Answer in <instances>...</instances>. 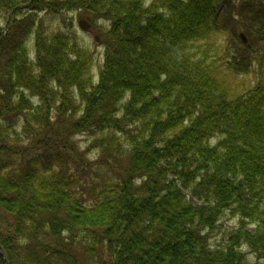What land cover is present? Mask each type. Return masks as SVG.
<instances>
[{"label": "trees", "instance_id": "16d2710c", "mask_svg": "<svg viewBox=\"0 0 264 264\" xmlns=\"http://www.w3.org/2000/svg\"><path fill=\"white\" fill-rule=\"evenodd\" d=\"M224 72L255 80L234 92ZM0 247L10 264H264V0H0Z\"/></svg>", "mask_w": 264, "mask_h": 264}, {"label": "rangeland", "instance_id": "374dc122", "mask_svg": "<svg viewBox=\"0 0 264 264\" xmlns=\"http://www.w3.org/2000/svg\"><path fill=\"white\" fill-rule=\"evenodd\" d=\"M148 1H151V0H148ZM225 11V8L223 5L221 4H218L216 6V13L219 15L221 13H223ZM52 15L50 16H45L46 18V22L47 24H49V28L50 29H54V27L57 26V22L55 21L57 18L56 17H53L51 18ZM72 17H77L76 20L73 21L74 23V26H75V29L77 30V33L82 41V43L90 48L92 51L95 52V56H96V65L93 69V72L94 73H97L98 71V66L102 63V48L99 47L96 42V37H97V34L95 32V30L93 28L90 27L89 23L87 21L84 20V17L85 15H81V16H77V15H70ZM67 24H69V20L67 19ZM31 46V45H30ZM196 54L198 56H202V55H207V53L205 52L206 51V47H200L199 50H195ZM217 53L214 49H211L209 52H208V56L209 57H214L216 56ZM224 80H225V83L231 88L232 91L234 92H238L242 89H244V87H248L249 86V83L251 80H255V78L252 76L251 78L250 77H247V76H236L234 74H231L230 72H224ZM74 140L76 141L78 147L83 150L86 148V146L90 145L93 141V136L91 134H81V135H77L74 137ZM90 158H93V154H91L89 156ZM234 223H229V225H233ZM215 240H219V235L218 237L215 239ZM248 259L251 260V261H254V256L248 252L247 250H244Z\"/></svg>", "mask_w": 264, "mask_h": 264}, {"label": "water", "instance_id": "95a60500", "mask_svg": "<svg viewBox=\"0 0 264 264\" xmlns=\"http://www.w3.org/2000/svg\"><path fill=\"white\" fill-rule=\"evenodd\" d=\"M241 37H242V39L244 40V36L243 35H241ZM0 252H1V254H2V256H3V258L5 259V257H4V253H3V251H2V249L0 248ZM5 264H10L6 259H5Z\"/></svg>", "mask_w": 264, "mask_h": 264}]
</instances>
